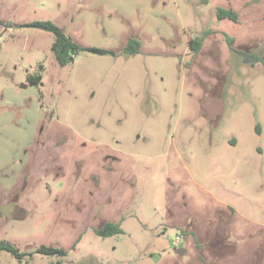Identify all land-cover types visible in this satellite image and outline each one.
I'll list each match as a JSON object with an SVG mask.
<instances>
[{"label":"rangeland","instance_id":"1","mask_svg":"<svg viewBox=\"0 0 264 264\" xmlns=\"http://www.w3.org/2000/svg\"><path fill=\"white\" fill-rule=\"evenodd\" d=\"M35 21L140 51L60 67ZM227 38L264 57V0H0V242L32 254L0 264H264V65Z\"/></svg>","mask_w":264,"mask_h":264},{"label":"trees","instance_id":"2","mask_svg":"<svg viewBox=\"0 0 264 264\" xmlns=\"http://www.w3.org/2000/svg\"><path fill=\"white\" fill-rule=\"evenodd\" d=\"M216 17L219 20L229 19L233 22H237V14L231 9H218L216 12ZM24 26L40 29L52 34L53 42L51 44V51L56 63L60 67H64L73 62L74 57L81 52H88L96 55H108L111 57H117L118 55L133 56L139 53L141 47L139 39L135 36H129L121 51L116 52L115 50L110 49L96 48L92 46H81L71 37L67 36L61 28L50 21H35L25 24ZM227 43L230 50L234 53L239 54L245 63L252 62L253 64L261 63L264 65V57H260L245 50L235 49L233 47L234 40L232 38H227ZM201 45L202 39H191L187 42L188 49L194 53L199 52ZM27 81L30 85H38L41 81V76H28ZM94 232L97 236L102 238L123 234L120 223L112 222H104L101 227L96 229ZM1 251L10 254L18 260H21L25 256H29V258L32 257V254L27 255L19 252V250L14 245L7 241L0 242V252ZM36 253L44 256L64 257L66 255L64 249L52 246H40L36 250Z\"/></svg>","mask_w":264,"mask_h":264},{"label":"built area","instance_id":"3","mask_svg":"<svg viewBox=\"0 0 264 264\" xmlns=\"http://www.w3.org/2000/svg\"><path fill=\"white\" fill-rule=\"evenodd\" d=\"M179 242H180V238L177 237V238L175 239V241L173 242V245L176 247V246L179 245Z\"/></svg>","mask_w":264,"mask_h":264},{"label":"water","instance_id":"4","mask_svg":"<svg viewBox=\"0 0 264 264\" xmlns=\"http://www.w3.org/2000/svg\"><path fill=\"white\" fill-rule=\"evenodd\" d=\"M176 252L179 253V254H182L184 252V249L179 248V249L176 250Z\"/></svg>","mask_w":264,"mask_h":264},{"label":"crops","instance_id":"5","mask_svg":"<svg viewBox=\"0 0 264 264\" xmlns=\"http://www.w3.org/2000/svg\"><path fill=\"white\" fill-rule=\"evenodd\" d=\"M125 38H127V37H125ZM127 40V39H126ZM124 42H125V39H124ZM123 45H124V43H123Z\"/></svg>","mask_w":264,"mask_h":264}]
</instances>
